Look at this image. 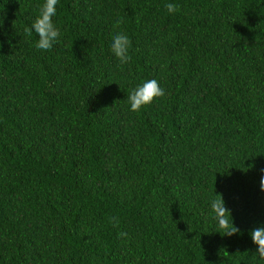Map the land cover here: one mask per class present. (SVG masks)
I'll return each instance as SVG.
<instances>
[{
	"label": "trees",
	"instance_id": "16d2710c",
	"mask_svg": "<svg viewBox=\"0 0 264 264\" xmlns=\"http://www.w3.org/2000/svg\"><path fill=\"white\" fill-rule=\"evenodd\" d=\"M44 3L0 0V264H264V0H59L49 51Z\"/></svg>",
	"mask_w": 264,
	"mask_h": 264
},
{
	"label": "clouds",
	"instance_id": "9594fccd",
	"mask_svg": "<svg viewBox=\"0 0 264 264\" xmlns=\"http://www.w3.org/2000/svg\"><path fill=\"white\" fill-rule=\"evenodd\" d=\"M59 0H45V3L39 9V15L32 24L30 29H25V32L31 36L32 31L38 35L39 39L35 47L42 51H49L54 44L58 43V38L61 35L60 28L53 22V17L56 15V6ZM169 13L179 11L177 5L169 3L166 5ZM120 21L118 20L114 27L119 28ZM132 47L131 40L128 35L123 32H117L112 38L111 51L121 64H126L131 60L129 54ZM166 90L162 88L156 79L145 81L142 85L133 89L128 100L132 111H139L142 107L151 104L158 98H163ZM260 190L264 192V172L260 179ZM216 195V194H215ZM211 210L215 214V219L218 227L224 230L225 236H233L240 232L234 225L231 212L225 206L222 195H216V198L211 202ZM116 218H113L115 221ZM119 237H126L127 233L121 232ZM250 237L253 243L257 246V254L260 259L264 260V226L257 227L250 232Z\"/></svg>",
	"mask_w": 264,
	"mask_h": 264
}]
</instances>
